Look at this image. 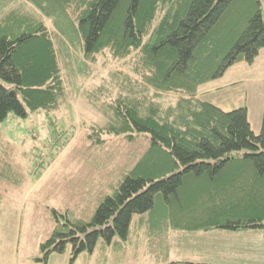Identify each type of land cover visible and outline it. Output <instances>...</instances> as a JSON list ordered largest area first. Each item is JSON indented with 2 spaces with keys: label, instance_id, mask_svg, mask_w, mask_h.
Here are the masks:
<instances>
[{
  "label": "trees",
  "instance_id": "1",
  "mask_svg": "<svg viewBox=\"0 0 264 264\" xmlns=\"http://www.w3.org/2000/svg\"><path fill=\"white\" fill-rule=\"evenodd\" d=\"M262 48L264 0H0V121L59 109L69 76L101 56L127 72L118 89H96L103 122L89 150L122 178L89 220H58L45 258L69 241L75 252L101 235L127 239L138 216L155 245L170 231L264 228V105L256 133L246 105L224 110L198 93Z\"/></svg>",
  "mask_w": 264,
  "mask_h": 264
},
{
  "label": "rangeland",
  "instance_id": "2",
  "mask_svg": "<svg viewBox=\"0 0 264 264\" xmlns=\"http://www.w3.org/2000/svg\"><path fill=\"white\" fill-rule=\"evenodd\" d=\"M24 8L49 23L29 3ZM125 73L120 61L101 56L86 76L77 72L69 76L67 98L59 109L30 110L26 106L25 116L10 113L0 121V264H264V228L170 231L163 245H155L139 216L132 218L127 239L114 234L107 240L101 235L91 250L75 252L69 241L61 252L51 251L45 258L40 245L59 226L58 220L63 223V215L71 221L89 220L122 178L115 167L91 165L95 153L89 155V150L96 137L90 133L103 122L96 103L104 95L96 89H118V82L126 80ZM253 74V80L240 87L215 92L208 90L212 85L208 82L198 93L224 110L232 108L230 102L247 96L250 125L257 133L264 78ZM0 83L6 84L2 79ZM169 102L175 98L164 99ZM125 143L116 142L112 151L128 149ZM137 148L143 150L144 143ZM109 157L97 155L100 162H108Z\"/></svg>",
  "mask_w": 264,
  "mask_h": 264
},
{
  "label": "crops",
  "instance_id": "3",
  "mask_svg": "<svg viewBox=\"0 0 264 264\" xmlns=\"http://www.w3.org/2000/svg\"><path fill=\"white\" fill-rule=\"evenodd\" d=\"M254 72H257L259 74L258 75L259 79L264 78V48L259 50V53L252 64H246L243 62L236 63L232 67H230L222 77L216 80L210 81V83L208 84H212V85L211 87L208 88V90L220 92L219 90H221L223 87L229 86L231 87V89H233V87H238V86L240 87L241 83L242 85L246 84L248 79H252V75H254L253 74ZM217 82H222V84L216 85ZM227 90L228 89H226L225 91ZM262 94L264 95V89H262ZM246 97L245 96L241 97L238 102L237 101L230 102L228 106L230 105V107L234 108L240 105H246L247 111H248V120H249V107L245 100ZM263 105H264V101L262 102V106ZM260 123H261V120H260Z\"/></svg>",
  "mask_w": 264,
  "mask_h": 264
}]
</instances>
